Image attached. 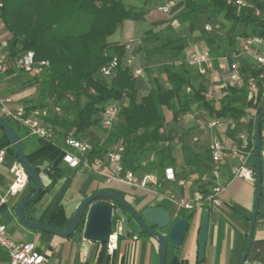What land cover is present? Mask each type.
Returning a JSON list of instances; mask_svg holds the SVG:
<instances>
[{"label":"trees","instance_id":"obj_1","mask_svg":"<svg viewBox=\"0 0 264 264\" xmlns=\"http://www.w3.org/2000/svg\"><path fill=\"white\" fill-rule=\"evenodd\" d=\"M235 0H185L188 12L184 14L190 20L191 29H195V19L203 12L210 15H223L232 24L241 25L243 37L249 35L264 36V20L255 15L251 8H238ZM264 14V0H247ZM2 21L6 29L12 33L10 55L16 57L32 50L35 60L49 61V67L42 76L33 74L32 82L39 84V95L35 107L46 108L48 115L44 117L47 123L53 125L61 137L73 136L89 141L94 146V152L102 153L111 149L120 139L126 140V152L129 164L138 173L157 172L164 177V169L175 165L171 144H163L157 150L159 155V171L150 170L144 166L142 155L151 147H159L160 143L169 141L164 126L166 123L165 109L173 113V120L188 113L197 104L215 118L232 119L235 114L244 116L249 108H255V115L250 119L253 130L249 148L255 153V128L257 116L264 108L263 81H259V91L249 97L250 87L228 85L220 104L208 98V86L200 84L193 87L188 77L187 69L172 64L164 65L171 88L152 87L145 95L139 96L138 78L132 74V67L125 64V46L111 42V37L127 21H141L146 17V10L127 5L125 0H3ZM210 32L213 31V27ZM215 36L209 38L213 43ZM160 40L158 34L154 35ZM233 40V39H232ZM187 46L186 37L167 38L162 46L153 51L165 49L183 50ZM212 51V50H211ZM117 57L119 65L114 76L108 81L102 74L101 67ZM23 71V70H21ZM249 74L257 76L258 70L253 68ZM25 72V71H24ZM192 87V93H187L185 87ZM123 99L122 109L113 126L107 128L102 124L103 112L106 106L115 99ZM55 107H60L56 111ZM62 110L64 113H62ZM21 138L27 160L38 170L46 173L52 179L53 185L66 173L62 166L64 150L54 141L37 138V147L28 150L11 119L5 117ZM96 128L105 132L104 139L94 143L89 140L90 131ZM3 138L0 148L6 147L17 157V153L7 133L1 129ZM44 161L50 165L41 169ZM255 183L257 171L255 170ZM27 197L35 191V184L29 178ZM50 185V186H51ZM43 187L40 195L33 203L24 208L27 219L35 221L30 208L35 205L48 190ZM117 192V191H114ZM119 193V192H117ZM62 206H57L50 218L62 217ZM205 207V206H204ZM190 218V216H187ZM72 219L67 220L69 227ZM51 224V222H49ZM119 218L114 221V231L117 230ZM83 228V221L78 230ZM142 233L149 235L144 230ZM171 244L168 245L165 264H184L176 256ZM173 254V257L171 255ZM197 262L196 264H202Z\"/></svg>","mask_w":264,"mask_h":264},{"label":"crops","instance_id":"obj_2","mask_svg":"<svg viewBox=\"0 0 264 264\" xmlns=\"http://www.w3.org/2000/svg\"><path fill=\"white\" fill-rule=\"evenodd\" d=\"M127 1L132 3L133 0ZM152 1L154 0H143L141 5H134V7L146 10V17L143 20L147 23L145 26H141L138 21H127L116 31L110 41L119 44L133 42V40L139 42L143 40V36L148 35L151 41L154 42L156 41L154 35H159L169 27L168 25L176 27L180 26L181 23L188 22L184 18V14L188 12L185 0H157L159 4L156 8L150 7ZM168 2H171L170 11L168 13L160 11L159 7ZM180 14L181 16H179ZM0 36L12 38V33L6 29L1 17ZM242 39L243 37H237L236 41L233 39L229 42H219L218 40L213 43L195 42L187 45L183 50L165 49L161 52H154L153 50L162 46L161 44L157 47L144 48L141 51L148 59L151 55L164 54L165 52L167 57L172 55L173 57L175 55L184 56V63L186 64L184 67L187 69L186 74L190 78L192 86L198 88L202 83L207 85L209 89L207 96L215 101V99L224 97L228 85L248 86L244 79L239 83H234L229 78L235 63L240 65V69L245 75H249L250 70L256 66L253 54L242 50ZM160 40H162L161 37ZM160 40L156 42H160ZM131 46L130 49L125 48V55H128V52L134 48L132 44ZM205 46L212 50L213 68L207 73H201L187 64L186 53L193 48ZM172 62L176 64L178 60L173 59ZM23 72L19 69H11L0 76V98L10 96L12 98L9 103L11 109H23L26 114H29L35 108V101L39 95V93H36L33 96L32 88L33 85L39 87V84L33 83V77L30 78ZM166 88H171L168 77L165 82ZM187 88L192 90L190 86H187ZM187 88L185 87V91ZM259 88L258 83L256 86L250 87L249 97L254 93H258ZM186 92L188 93V91ZM216 104L219 105L220 101L219 104L216 101ZM191 110L177 120H173L172 113V120L177 123L181 131L187 130L191 132L190 144L193 148L189 155L190 158L179 163L178 158L183 159V154L176 152L173 155L176 159L174 167L179 177L186 179L185 185L166 181L163 177L160 178L156 172L159 177L158 185L151 184L150 188L134 187L119 180L107 181L104 175L82 167L72 168L62 161V166L66 170L65 175L53 185L50 184L51 186L49 185L48 190L41 199L30 208L35 221L64 230L68 228L65 227L67 220L72 219L78 204L85 196L97 190L117 191L139 211L147 206H163L171 210L175 218L179 215L190 216V232L181 247L176 251V256L186 264H196L198 251L197 235L201 215L205 208H210L209 231L202 264H238L247 246L257 191V182L234 177L232 168L239 164V160L233 157L225 162L222 167V180H225L227 185L219 195L220 205L204 203L203 206H199L191 214L188 210L179 206L178 203L173 202L169 195H175L177 198H193L194 193L198 190H203L206 193L210 192L211 186L208 183H203L200 176L211 164L209 144L212 138L216 136L229 143H242L240 135L245 134L247 137L245 142L248 144L249 151L248 165L256 170L255 153H252L249 148V141H251L253 134L249 122L256 111L255 108L251 107L244 116L235 114V118L232 119L220 118L221 123L218 126L210 127L209 121L215 117L210 116L208 111L197 104ZM15 125L25 131L22 126ZM168 134L170 133H167V137H169ZM2 138L3 134L0 130V141ZM54 143L60 145L62 149H66L64 137L58 134L54 139ZM36 147V141L27 145L28 150H33ZM70 148L75 149L73 147ZM17 159L8 150L5 161L0 167V186L4 188L2 195L6 197V202L0 204V223L7 225L10 234L16 241L34 242L37 250L49 259L48 264H160L157 239L142 233L136 225H133L134 233L128 238H123L119 235L118 246L113 252L107 250L106 243H98L86 239L83 228L64 238L43 230L25 227L17 218L15 208L20 201L27 197L29 183L19 192H7V188L14 180L10 167ZM128 165L132 166L131 164ZM261 170L262 193L259 200L254 239L251 251L244 264H264V117L261 124ZM42 175L50 177L46 173H42ZM52 193H55V195L51 196ZM59 205L62 206L63 216L51 219L52 211ZM172 257L173 254L170 258ZM8 260L9 258L3 264H8Z\"/></svg>","mask_w":264,"mask_h":264},{"label":"built area","instance_id":"obj_3","mask_svg":"<svg viewBox=\"0 0 264 264\" xmlns=\"http://www.w3.org/2000/svg\"><path fill=\"white\" fill-rule=\"evenodd\" d=\"M238 8H251L255 15L264 20V14L247 0H235ZM4 2L0 0V17L2 15ZM171 2L159 7V10L168 13L170 11ZM207 30H211L210 25L206 26ZM12 46L11 38L0 36V76L7 73L11 69H19L25 72L33 73L41 77L43 72L49 67L47 60L36 61L34 51L28 50L16 57L10 55ZM126 49L131 48V43H127ZM242 50L251 52L255 60V68L259 71L257 76L251 74L245 75L240 69V65L235 63L229 78L234 83H239L243 79L248 87H254L263 81L264 88V36L249 35L242 39ZM186 62L201 73H207L213 68V54L209 47L193 48L186 53ZM131 58H125V64L131 66ZM119 65L117 57L113 58L108 64L101 67V72L106 78L114 76ZM132 74L135 78L144 76L143 67H132ZM12 101L10 96L0 98V115L12 120L14 124L20 125L25 129V136H37L49 141H54L57 131L52 126H47L44 117L48 115L46 108L35 107L29 114L25 110H13L9 103ZM123 106V99H115L111 101L103 112L102 124L111 128L118 117ZM56 111H60V107H55ZM221 123L220 118H213L209 121L210 127L218 126ZM242 143H229L226 140L216 136L212 138L209 144V153L211 156V164L203 171L200 179L203 183L211 186L209 193L198 190L194 193L193 198H177L175 195H169L173 202H176L182 208L193 214L204 203L220 205V193L227 185L222 180V167L225 162L235 157L239 160V164L232 168L234 177L247 181H255V169L248 165V144L246 135H240ZM65 145L73 147L77 150V154L64 150L62 161L72 168L82 167L92 170L100 175H104L107 181L119 180L129 186L150 188L152 185L159 184V177L156 172H144L138 174L132 166H129L126 152L128 144L126 140L120 139L111 149L97 153L94 152V146L87 140L77 139L71 135L64 137ZM8 149L0 148V167L4 163ZM146 165L145 163L143 164ZM11 173L14 175L13 182L7 188V192H19L23 190L29 181V176L23 164L17 159L10 167ZM164 180L177 182L179 185H185L186 179L179 177L175 167L168 165L164 169ZM4 188L0 186V204L6 202V197L2 195ZM119 233L112 232L106 243L109 252H113L117 248ZM0 248L8 254V264H48L49 259L37 250L34 242H18L10 234L7 225L0 223Z\"/></svg>","mask_w":264,"mask_h":264},{"label":"water","instance_id":"obj_4","mask_svg":"<svg viewBox=\"0 0 264 264\" xmlns=\"http://www.w3.org/2000/svg\"><path fill=\"white\" fill-rule=\"evenodd\" d=\"M264 117V108L257 116L255 128V157L257 171V191L255 197L254 215L251 222L248 242L245 252L238 264H244L252 248L256 219L259 209V200L262 193L261 170V124ZM0 128L9 136L17 153V158L23 164L29 178L35 184V191L29 197L24 198L15 208V214L19 221L27 228L43 230L61 237H69L77 231L83 221V233L86 239L107 243L109 236L114 232V221L119 218L117 232L123 238H128L134 233L133 225L144 230L158 241V253L160 264H165L168 245L179 249L191 229V220L185 215L173 217L171 210L163 206H147L139 211L120 193L110 190H97L85 196L78 204L72 222L64 230L51 225L29 220L24 215V208L36 201L45 186H49L52 180L48 176L39 174L26 158L21 138L8 120L0 115ZM50 165L44 161L41 169L45 170ZM210 208H205L201 215L200 226L197 235L198 251L197 262H203L206 251V243L209 231ZM184 264H186L184 262Z\"/></svg>","mask_w":264,"mask_h":264},{"label":"rangeland","instance_id":"obj_5","mask_svg":"<svg viewBox=\"0 0 264 264\" xmlns=\"http://www.w3.org/2000/svg\"><path fill=\"white\" fill-rule=\"evenodd\" d=\"M143 0H133L132 3L131 1H125L127 5L133 6L134 5H141ZM158 1L154 0L152 1L150 7L156 8L158 5ZM181 16V14L179 15ZM130 22V21H129ZM138 23L141 26H145L147 23L143 20L138 21ZM210 25L213 27V31L210 32L206 29V26ZM169 26V27H168ZM167 29L162 31L159 35L162 40L160 42L156 41H151V39L148 37V35H145L142 37L143 40H140L139 42H129L131 43L134 48L128 52V55H125V58H131L132 63L130 67H143L144 69V76L138 78V83L140 85V91H139V96L146 94L151 87H156L158 86L161 89H165V82L167 79V74L164 69V65L167 63H172V60H178V63L175 65L178 67L180 65L186 66L184 63V56H176L173 57H167L166 52L164 54H159V55H151V57L148 59L143 51L144 48H152V47H157L160 46L164 40L167 38H177V37H182L186 36L187 38V45L195 42H209V38L213 35L215 36L219 42L222 41H227L229 42L230 40L234 39L236 41L237 37H243L244 33V28L241 25H233L232 22L226 20L224 16L221 15H210L207 11H203L197 19H195V30H191V22L190 20L186 23H181L180 26H171L168 25ZM140 48H139V47ZM132 47V46H131ZM141 51V52H140ZM168 53V52H167ZM171 54V53H170ZM181 61H180V60ZM149 60V61H148ZM26 76L32 78L33 73L30 72H23ZM111 78H107L109 81ZM187 88V87H186ZM188 93H192V90H189L188 88L186 89ZM31 92V91H29ZM33 96L36 93H39V87L36 85H33L32 88ZM215 97V96H214ZM222 99H215V102L219 104V101ZM192 111V110H191ZM62 113L64 111L62 110ZM166 117H167V122L165 123L164 126V131L168 134L169 136V141L160 143L159 147H151L148 151H146L142 155V160L143 163H146L149 165V169L153 171H159L160 166L158 163L159 155L157 153V150L161 147L163 144H171L173 147V155H175L176 152H181L183 154V159L178 158V162L182 163L183 161H187L190 157V153L192 150V145L191 143V132L189 131H181L180 127L177 125L176 122L172 120V111L170 109H165ZM16 126V125H15ZM47 126H52L50 123H47ZM20 134L24 138V143L26 146L31 143V142H37V136H29L28 138L25 136V131L20 129L18 126H16ZM90 136L88 137L90 141L96 143L99 139H104L105 137V132L96 128L95 130H92L89 132ZM65 148L68 149V151L77 153L75 149L70 148L69 146L65 145ZM65 149V150H66ZM139 174V172H138ZM55 193H52L51 196H54ZM50 196V197H51ZM8 259V254L5 252L2 248H0V264H3L4 261Z\"/></svg>","mask_w":264,"mask_h":264}]
</instances>
